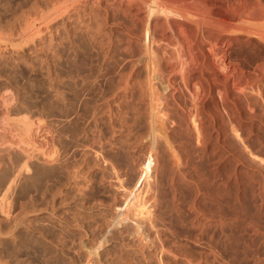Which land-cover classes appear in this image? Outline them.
I'll use <instances>...</instances> for the list:
<instances>
[{
    "label": "rangeland",
    "instance_id": "374dc122",
    "mask_svg": "<svg viewBox=\"0 0 264 264\" xmlns=\"http://www.w3.org/2000/svg\"><path fill=\"white\" fill-rule=\"evenodd\" d=\"M55 1L58 0H0V39L4 41L0 40V234L4 232L0 237V258L3 257L0 264H126L127 261V264H264V71L261 66L257 74L252 73L255 78L248 77L256 82L250 84L248 79L251 89L246 84V90L238 94L226 87V94L231 89L228 94L240 103L236 104L228 94L222 96L224 86L213 87L207 95L209 98L201 104V113L195 112L191 103L192 83H184L178 75L172 78L175 83H171L167 80L168 71L158 75L159 87L165 82L157 87L162 92H149L153 90L150 85L142 87L141 92L139 86L128 88L130 84L119 83L118 76L130 71L129 66L127 71L114 68L120 52L111 47L118 42L119 34L120 38L125 35L116 21L108 26L104 24L105 31L97 37H102L104 42L98 40L101 43L84 44L86 41L74 34L75 29L67 21L53 35L44 15L47 11L43 12L44 8H50L48 2ZM70 1L72 6H83L78 0L76 4ZM71 9L75 11V7ZM29 22L37 28L33 29ZM28 25L32 26L30 30ZM23 27L31 33L26 34L28 30ZM111 28L114 33L110 32ZM32 29L40 31L35 41L32 39L34 42L29 37L36 31ZM70 30L72 34L67 33ZM26 36L31 44L30 40L24 41ZM105 39L110 44H103ZM48 40L53 43L50 46H56H52L53 50L48 49ZM246 41L233 43L231 48L252 69L257 61H264H261L264 40L252 37V44ZM41 46L47 47L46 50ZM33 57L42 60L40 65ZM105 65L111 66L110 70ZM44 66L49 67L50 74ZM57 69L60 71L56 72ZM143 69L136 74L147 76L148 80L150 73ZM165 79L179 90L175 92L177 87H170ZM100 80L103 86L97 88L96 82ZM251 90H255L251 93L254 96L244 94ZM55 93L58 94L54 96ZM152 94L158 99L153 100ZM235 106L241 108L242 115ZM249 107L255 111L253 120V109ZM229 113L237 115L229 117ZM197 124L202 126L200 132L196 131ZM108 182L110 185L114 182L115 186L110 187ZM130 197L135 198L132 201ZM139 209L145 210L149 222ZM48 225L50 229L46 230ZM15 226L19 227L14 232ZM36 227L41 231L45 228V233L42 232L47 238ZM48 230L52 232L49 234ZM61 234V238L65 235L68 240L65 237L61 240L58 237ZM52 237L66 242V247Z\"/></svg>",
    "mask_w": 264,
    "mask_h": 264
},
{
    "label": "bare ground",
    "instance_id": "6f19581e",
    "mask_svg": "<svg viewBox=\"0 0 264 264\" xmlns=\"http://www.w3.org/2000/svg\"><path fill=\"white\" fill-rule=\"evenodd\" d=\"M44 1V0H43ZM70 1V0H69ZM68 0H58V1H55V2H48V3H51L50 4V8L47 7V5H45L48 10H45V6H41L44 8V12L43 13H46L45 11H47L45 18L46 20H49V28L50 30L52 31V33H54L53 35L56 34V31L59 29L60 30V24L64 23L65 21L67 22H70L68 23L70 26L73 27V30L75 29V33L74 31H72L78 38H82L83 40H85L86 42H84V44L87 43H94V42H98V43H101L99 42V38L97 39V37L99 35H101V32L102 30H104L105 26L104 24L107 23V26H108V23L112 22V21H116L117 22V25H121V28L122 30H119V31H123L125 33V35L121 37V35L119 34L120 37H118V42L116 40L117 43L111 44V49L114 47V49L116 48V50H119L118 52L119 53V56L117 57V61L116 62V65L114 68H116L117 70H121L126 68L125 71H127V67L129 66V71L128 74H126V72L124 74V76H118L121 78V80H119L120 82L119 83H122V85L124 84L127 85V84H130L128 86V88L130 86H132L133 88L136 87V86H139V88L141 87V92L143 91L144 88L142 87H146L148 85L151 86V93H153L154 91L156 92V90L160 91L158 88H160L161 86H163L162 84H164L165 82H163L160 87H159V76L160 74H163L165 73V71H168V77H167V80L171 83H175V82H172L174 80H172V78H174L175 75H178V77L184 82V83H192V86L193 87V91L191 92L190 89H192L190 86V91L192 94H191V97H192V100H191V103L192 106L194 109H195V112H200L201 110V104L203 103L204 104V101H206L205 99H207L206 97H208V93L211 91V89L213 87H219V86H224L225 88V93L224 92H220V93H223L225 95L222 94V96H227V94L229 93V91H231V89L228 91L227 90V94H226V87H230V88H233L234 90L238 91V92H234L235 93H238L240 91H244V89L246 88V86L249 84L250 81H248V77H250V75H253L254 77V74H252L253 72L255 73L256 71H258V69H260V66H261V69H263L264 71V68H262V63H264V59H261L262 63L261 62H256V65H253V68L252 69H249V67H247L242 60H240L238 58V56L236 55L237 53H233V49L231 48V45L233 43H239V42H243V41H246V40H249L250 42V39L252 37H257V39H262L264 40V2L261 3L262 0H76L77 2H81V4L83 5L82 7L79 6H76L74 4L75 3V0H72V3H74L72 5L71 4V1L69 3ZM74 1V2H73ZM264 1V0H263ZM43 4V2H41ZM45 3V2H44ZM28 4V3H27ZM47 4V2H46ZM263 4V5H262ZM34 5V4H33ZM40 4H38L39 6ZM78 5V3H77ZM35 7V6H34ZM72 7H75V11H73L71 8ZM21 8V7H20ZM24 8V6H23ZM33 8V7H32ZM31 8V10H32ZM46 8V9H47ZM29 9V8H28ZM39 9V8H38ZM35 10V8H34ZM40 10V9H39ZM71 10L73 12H71ZM38 11V10H37ZM22 12V11H21ZM28 12V11H27ZM71 12V13H69ZM26 13V12H25ZM41 13V15L43 14ZM20 14V13H19ZM18 14V15H19ZM41 15H38V18L39 16L41 17ZM44 15H42V21H43V17ZM12 17V16H11ZM17 17V16H16ZM22 18V17H21ZM44 18V19H45ZM20 19V18H19ZM27 19V18H26ZM41 19V18H39ZM3 20V19H2ZM25 20V19H24ZM37 21V18L35 19ZM60 20V21H59ZM15 21V20H14ZM20 21V20H19ZM41 22V21H40ZM39 22V23H40ZM46 22V21H44ZM43 22V23H44ZM48 22V21H47ZM114 22V24L116 23ZM1 23V22H0ZM8 23V22H7ZM30 23V24H29ZM29 23H24V24H29V25H32L31 22ZM113 23V22H112ZM111 23V25H112ZM22 24V23H21ZM27 28H29V30L32 28V26H29ZM36 25V24H35ZM38 25V24H37ZM41 25V24H40ZM63 25V24H62ZM66 25V24H65ZM106 25V24H105ZM110 25V24H109ZM116 25V26H117ZM118 25V26H119ZM21 26V25H19ZM25 26V25H24ZM48 27V25H46ZM26 27H23V29L25 28V31H27L28 29ZM115 27V26H114ZM10 28V27H9ZM34 28H37L36 26L34 27L33 26V29ZM48 28V29H49ZM64 28V26H63ZM62 28V29H63ZM66 28V27H65ZM69 28V26H68ZM107 28V27H106ZM4 29V28H2ZM20 29V28H19ZM32 29V30H33ZM45 29V28H44ZM27 31L25 32L26 34L28 32L31 33V31ZM36 30V29H35ZM33 30V31H35ZM58 30V31H59ZM68 30V29H67ZM72 30V29H71ZM71 30L70 32H67V33H71ZM16 31V30H15ZM21 31H23L21 29ZM20 31V32H21ZM32 31V32H33ZM57 31V32H58ZM62 31V30H61ZM65 31V30H64ZM107 31V30H106ZM114 29L111 28V31L110 32H113L114 33ZM20 32H18V35L20 34ZM23 32V35L25 34ZM40 32V31H39ZM37 30L35 31V33L33 34H29L30 36V39L34 40L36 38V35L37 33ZM118 32V31H116ZM2 33V32H1ZM10 33H13V32H10ZM42 33V32H41ZM50 33V34H52ZM59 33V32H58ZM57 33V34H58ZM62 33V32H61ZM105 33V32H103ZM47 34V33H46ZM56 34V35H57ZM107 34V33H105ZM103 34V35H105ZM117 34V33H116ZM12 35V34H11ZM40 34H38L37 36H39ZM63 35V34H61ZM60 35V36H61ZM66 35V34H65ZM68 35V34H67ZM74 35V36H75ZM108 36L110 34H107ZM6 36V35H5ZM16 36V35H15ZM20 36V35H19ZM28 36V35H27ZM23 37L25 38L24 41H27L29 37ZM47 36V35H46ZM49 36V35H48ZM52 35H50V39ZM64 36V35H63ZM63 36H61L63 38ZM68 36H71V35H68ZM73 36V35H72ZM112 36V35H111ZM118 36V34H117ZM10 37V36H9ZM2 38V37H1ZM20 38V37H19ZM40 38V37H38ZM72 38V37H70ZM102 38V37H101ZM100 38V39H101ZM110 38V37H108ZM114 38V37H113ZM29 39V40H30ZM49 39V37H48ZM55 39H56V36H55ZM54 39V40H55ZM64 39V38H63ZM67 39V38H65ZM69 39V37H68ZM73 39V38H72ZM111 39V38H110ZM2 41V39H0ZM3 40H5L3 38ZM9 40V39H7ZM16 40V39H15ZM21 40H23L21 38ZM28 40V41H29ZM31 40H30V44H31ZM32 40V41H33ZM39 40V39H38ZM43 40H46V39H43ZM80 40V39H79ZM99 40V41H98ZM103 41V39H101ZM109 40V39H107ZM6 41V40H5ZM11 41V39H10ZM35 41V40H34ZM33 41V42H34ZM50 40H48V45H49V42ZM53 41V39H52ZM60 41V40H59ZM74 41V40H73ZM113 41V40H112ZM4 43V41H2ZM16 42V41H15ZM19 42V41H18ZM32 42V43H33ZM40 42V41H39ZM38 42V43H39ZM44 42V41H43ZM63 42V41H62ZM104 42V41H103ZM106 39H105V44L106 45ZM247 42V41H246ZM256 42V41H255ZM260 42V40L258 41ZM262 42V41H261ZM7 43V41H6ZM13 43V41L11 42ZM29 43V42H28ZM58 43V41H57ZM61 43V42H59ZM67 43V42H66ZM81 43V42H80ZM96 43V44H98ZM251 43V42H250ZM14 44V43H13ZM17 44V43H15ZM26 44V43H24ZM36 44V43H35ZM46 44V43H45ZM50 44H53V43H50ZM56 44V43H55ZM82 44V43H81ZM80 44V45H81ZM83 44V45H84ZM110 44V42L108 43L107 42V45ZM245 44V42H244ZM252 44V43H251ZM255 44V43H254ZM260 44V43H259ZM7 45V44H6ZM5 45V46H6ZM19 44H17L18 46ZM47 45V46H48ZM57 45V44H56ZM66 45V44H65ZM101 45V44H100ZM240 45H242V43H240ZM246 45V44H245ZM12 46V45H11ZM16 46V45H15ZM14 46V47H15ZM16 46V47H17ZM29 46V45H28ZM40 46V44L38 45ZM54 46V45H49L48 46V49L50 47ZM96 48V45H94ZM98 46V45H97ZM248 46V44H247ZM251 46V45H250ZM35 47V45H34ZM56 47V46H54ZM59 47V46H57ZM62 47V46H61ZM73 47V46H72ZM78 47V46H77ZM88 47H89V44H88ZM93 47V46H92ZM99 48H101L100 46H98ZM243 47V46H241ZM239 47V48H241ZM246 47V46H245ZM42 49L43 46H41ZM47 48V47H46ZM46 48L44 49V51L46 50ZM85 51V47H82ZM87 48V46H86ZM91 48V45L90 47ZM88 48V49H89ZM103 49H106L104 48V46L102 47ZM237 48V47H236ZM249 48V47H248ZM247 48V49H248ZM253 48V47H252ZM18 49V48H17ZM32 49V48H31ZM30 49V50H31ZM36 49V48H35ZM39 49V48H38ZM75 49V48H74ZM81 49V48H80ZM109 49V48H108ZM113 49V50H114ZM232 49V51H231ZM256 49V48H255ZM34 50V49H32ZM53 50V47L52 49ZM59 49H57L58 51ZM64 50V49H63ZM76 50V49H75ZM78 50V49H77ZM76 50V51H77ZM82 50V49H81ZM93 50V48H92ZM102 50V49H100ZM100 50L98 51L97 49V52H100ZM235 50V48H234ZM242 50V49H241ZM261 50V49H260ZM24 51V50H23ZM26 51V50H25ZM42 51V50H41ZM50 52V50H48ZM47 51V52H48ZM55 51V49H54ZM56 51V53H57ZM88 51V50H87ZM91 51V50H90ZM103 51V50H102ZM107 51V50H106ZM237 51H239V49H237ZM31 52V51H30ZM38 52V51H37ZM36 52V54H37ZM53 52V51H52ZM82 52V51H81ZM86 52V51H85ZM89 52V51H88ZM86 52V53H88ZM109 52V51H108ZM106 52V53H108ZM117 52V53H118ZM259 52V51H258ZM32 53V52H31ZM35 53V52H34ZM32 53V54H34ZM63 53V52H61ZM67 53V52H66ZM69 53V51H68ZM91 53V52H90ZM93 53V52H92ZM112 53V51H111ZM114 53V51H113ZM260 53V52H259ZM258 53V54H259ZM17 54V53H16ZM27 54H30L29 52ZM39 54V53H38ZM48 54H52V53H48ZM59 54V53H58ZM73 54V52H72ZM85 54V53H84ZM101 54H104L101 53ZM240 54V53H239ZM13 55V54H12ZM19 55V54H17ZM35 55V54H34ZM57 55V54H56ZM55 55V56H56ZM60 55V54H59ZM99 55V53H98ZM106 55V54H104ZM114 55V54H113ZM113 55L111 57H113ZM246 55V54H245ZM38 56V55H37ZM47 56V54H46ZM67 56V55H66ZM90 56V55H89ZM94 56L95 53H94ZM102 56V55H100ZM261 56V55H260ZM2 57V56H1ZM14 57V56H13ZM25 57V56H24ZM27 57V55H26ZM36 57V56H34ZM33 57V58H34ZM43 57H45L43 55ZM49 57V56H48ZM58 57V56H57ZM61 57V56H60ZM69 57V56H68ZM76 57V55L74 56ZM91 57V56H90ZM107 58L109 57L108 55L106 56ZM110 57V59H111ZM16 58V57H15ZM19 58V57H18ZM29 58V57H28ZM27 58V59H28ZM37 59L40 58L39 56L36 57ZM34 58V59H36ZM50 58V57H49ZM48 58L49 61H51L50 59ZM53 58V56H52ZM55 58V57H54ZM53 58V59H54ZM83 58V57H82ZM92 58V57H91ZM90 58V59H91ZM93 58H96V57H93ZM102 58V57H100ZM97 57V59H100ZM105 60L106 58L103 57ZM257 58V57H256ZM264 58V56H263ZM13 59V58H12ZM11 59V60H12ZM31 59H32V56H31ZM36 59V60H37ZM43 59V58H42ZM52 59V60H53ZM59 59V58H58ZM74 59V58H73ZM76 59V58H75ZM86 59V58H85ZM109 59V58H108ZM259 59V58H258ZM17 60V59H16ZM15 60V61H16ZM23 60V59H22ZM88 60V59H86ZM93 60V59H92ZM102 60V59H101ZM114 60V59H112ZM116 60V59H115ZM257 60V59H255ZM14 61V60H13ZM11 61V62H13ZM39 61H42V60H39ZM38 60V64L40 63ZM44 62L46 61L45 58L43 60ZM48 61V62H49ZM55 61H56V58H55ZM100 61V60H98ZM104 60H102L103 62ZM246 61V60H245ZM22 62V61H21ZM32 62V61H31ZM30 62V64H32ZM52 62V61H51ZM65 62V61H64ZM75 62V61H74ZM114 62V63H115ZM250 62V61H248ZM14 64L16 62H13ZM19 63H20V59H19ZM19 63H16V64H19ZM24 63V62H23ZM33 63H35L33 61ZM42 63V62H41ZM47 63V62H46ZM79 63V62H78ZM101 62H99L98 64L100 65ZM104 63V62H103ZM102 63V64H103ZM113 63V64H114ZM44 65V63H42ZM41 64V65H42ZM50 64V63H48ZM54 64V63H53ZM65 64V63H64ZM96 64V63H95ZM94 64V65H95ZM255 64V62H254ZM11 65V64H10ZM21 66V64H19ZM33 67L35 66V64H32ZM40 65V64H39ZM55 65V64H54ZM57 65V64H56ZM59 65V63H58ZM70 65V64H69ZM78 65V64H77ZM111 65V64H110ZM264 65V64H263ZM9 66V65H8ZM15 66V65H14ZM38 66V65H37ZM51 66V64H50ZM97 66V65H95ZM94 66V67H95ZM106 66V65H105ZM252 66V65H251ZM255 66V67H254ZM258 66V67H257ZM13 67V66H12ZM41 67V66H39ZM45 67V66H44ZM58 67V66H57ZM66 67V66H65ZM99 67V66H98ZM97 67V69H98ZM107 67V66H106ZM105 67V68H106ZM3 68V67H2ZM46 68V67H45ZM47 68L49 69V67L47 66ZM46 68V71L48 72L49 70ZM56 68V67H55ZM54 68V69H55ZM96 68V67H95ZM101 68V67H100ZM103 68V67H102ZM111 68V66H110ZM109 66L106 68V70H110ZM113 68V69H114ZM141 68L143 69H146L149 71L150 74V77L148 78L147 80V76L145 78H143L142 76L140 77V74H138L139 76H137L136 73H139ZM32 69V68H31ZM36 69V68H35ZM44 69V68H43ZM52 69V68H51ZM79 69V68H78ZM115 69V70H116ZM143 69V70H144ZM168 69V70H167ZM1 70V69H0ZM6 70V69H5ZM18 70V69H17ZM114 70V72H115ZM52 71V70H50ZM56 72L58 71L55 70ZM60 71V70H59ZM58 71V72H59ZM105 71V70H104ZM260 71V70H259ZM54 72V74H58ZM69 72V71H68ZM101 72V71H100ZM108 72V71H107ZM117 72V71H116ZM115 72V73H116ZM30 73V72H29ZM50 74V72H48ZM47 73V74H48ZM148 73V72H147ZM146 73V75H147ZM261 73V72H260ZM264 74V72H262ZM261 73V76H263V74ZM52 74V75H54ZM65 74V73H64ZM74 74V73H73ZM87 75V73H85ZM103 74V73H102ZM107 74V73H106ZM110 74V72H109ZM118 74V73H117ZM116 74V75H117ZM143 74V73H142ZM145 74V73H144ZM143 74V76H145ZM257 74V73H255ZM81 75V74H80ZM111 75H114L111 74ZM186 75H189L186 77ZM190 75L192 76V80L188 77H190ZM47 76V75H46ZM56 76V75H55ZM59 76V75H58ZM167 76V75H166ZM258 76V75H257ZM260 76V74H259ZM45 77V76H44ZM49 77V76H48ZM67 77V76H66ZM110 77V75H109ZM161 77V76H160ZM253 77L252 79H249L251 80L250 84L254 83L252 82L253 81ZM256 77V75H255ZM254 77V78H255ZM56 78V77H55ZM65 78V77H64ZM63 78V80H64ZM84 78V77H83ZM90 78V77H89ZM100 78V77H99ZM99 78H94L95 80L99 79ZM259 78H262V77H259ZM258 78V79H259ZM29 79V78H28ZM51 79V78H50ZM70 79H72L70 77ZM85 79V78H84ZM83 79V81H85ZM119 79V78H118ZM53 80V79H52ZM60 80V79H59ZM62 80V81H63ZM107 80V79H106ZM109 80V79H108ZM164 80V79H163ZM176 80V79H175ZM178 80V79H177ZM54 81V80H53ZM58 81V80H57ZM92 81V80H91ZM90 81V82H91ZM118 81V80H117ZM162 81V79H161ZM166 81V79H165ZM51 82V81H50ZM88 82V81H87ZM89 82V83H90ZM95 81L93 80V83ZM167 82V81H166ZM179 82V80L177 81ZM33 83V82H32ZM31 83V84H32ZM53 83V82H52ZM58 83V82H57ZM65 83V82H64ZM86 83V82H85ZM117 83V82H116ZM118 83V84H119ZM168 83V82H167ZM181 83V82H180ZM256 83V82H255ZM254 83V84H255ZM60 85H62L61 81L59 83ZM102 80L100 81H97L96 82V87L97 88H100L102 85ZM247 84V85H246ZM250 84L248 87H250ZM253 84V85H254ZM67 85V84H66ZM70 85V84H69ZM87 85V84H86ZM92 86V84H90ZM107 85V84H106ZM109 85V83H108ZM169 85V83H168ZM175 84H172L171 86H174ZM179 85V84H177ZM187 85V84H186ZM252 86V88H254V86ZM258 85V84H257ZM261 85V84H260ZM263 85V84H262ZM40 86V85H39ZM122 86V87H124ZM165 86H167L165 84ZM170 86V85H169ZM170 86V87H171ZM176 86V85H175ZM174 86V87H175ZM181 86V85H180ZM179 86V87H180ZM264 86V85H263ZM82 87V86H81ZM94 87H95V84H94ZM121 87V88H122ZM173 87V88H174ZM177 88H174V91L178 89V86H176ZM183 89V86H181ZM220 87V88H221ZM89 88V87H88ZM117 88V87H116ZM127 88V87H126ZM131 88V87H130ZM147 88V87H146ZM187 88V87H186ZM259 88V87H258ZM35 89V88H34ZM42 89V88H41ZM56 89V87H55ZM94 89V88H93ZM124 89V88H123ZM138 89V88H136ZM135 89V90H136ZM149 89V88H148ZM162 89V88H161ZM180 89V90H181ZM215 89V88H214ZM223 89V88H222ZM249 89V88H248ZM251 89V87H250ZM256 89V88H255ZM260 89V88H259ZM61 90H63L61 88ZM101 90V89H100ZM134 90V89H133ZM140 90V89H139ZM173 90V89H172ZM179 90V89H178ZM187 90V89H185ZM217 90V89H216ZM219 90V89H218ZM246 90V89H245ZM253 90V89H252ZM249 92V91H246L244 92V94H251L252 91ZM262 90V89H260ZM263 90H264V87H263ZM58 91V90H57ZM65 91V90H64ZM93 91V90H92ZM103 91V90H102ZM127 91V90H126ZM153 91V92H152ZM213 91V90H212ZM56 92V91H54ZM83 92V91H82ZM101 92V91H100ZM141 92H140V99H141ZM148 92V91H146ZM146 92H145V95H146ZM162 92V91H160ZM176 92V91H175ZM188 92V94H189ZM214 92V91H213ZM249 92V93H248ZM260 92V91H259ZM263 92V91H262ZM51 93V92H50ZM59 93V92H58ZM57 93V94H58ZM66 93V92H65ZM86 93V91H85ZM91 93V92H90ZM131 93H132V89H131ZM130 93V94H131ZM138 93V92H137ZM150 93V94H151ZM216 93V92H215ZM231 93V92H230ZM243 93V92H242ZM256 93V92H255ZM258 93V92H257ZM45 94V93H44ZM55 93L54 96L57 95ZM62 94V93H61ZM60 94V95H61ZM68 94V93H66ZM74 94V93H73ZM80 94V93H78ZM119 94V93H118ZM143 94V93H142ZM148 94V93H147ZM162 94V93H161ZM172 94V93H171ZM210 94V93H209ZM218 94V93H217ZM241 94V93H240ZM262 94V93H261ZM35 95V94H34ZM43 95V94H42ZM64 95V93H63ZM62 95V96H63ZM116 95V94H115ZM128 95V93H127ZM139 95V94H138ZM175 96V94H173ZM190 95V94H189ZM229 95V94H228ZM231 95V94H230ZM229 95V96H230ZM253 95V94H251ZM41 96V95H40ZM68 96V95H67ZM79 96V95H78ZM134 97V95H131ZM150 96V95H149ZM148 96V98H149ZM152 96H155L152 94ZM152 96H151V99H152ZM157 96V95H156ZM155 98H153V100H157L158 96ZM188 96V95H187ZM186 96V97H187ZM214 97L217 95H213ZM221 96V97H222ZM228 96V97H229ZM233 96V95H232ZM239 96V95H238ZM246 96H249V95H246ZM254 96V95H253ZM253 96H249L250 99H252L251 97ZM50 97V96H49ZM65 97V96H63ZM70 97V96H69ZM77 97V96H76ZM83 97V96H82ZM93 97V96H92ZM91 97V98H92ZM98 97V96H97ZM133 97L129 98V99H132ZM176 97V96H175ZM219 97V96H218ZM237 97V96H236ZM242 97V96H241ZM244 97V96H243ZM45 98V97H44ZM59 98V96H58ZM72 98V97H71ZM74 98V96H73ZM138 98V96H137ZM144 98V97H143ZM146 98V96H145ZM144 98V99H145ZM157 98V99H156ZM189 99H191L190 97H188ZM209 98V97H208ZM212 98V96H211ZM232 100L235 98L231 97ZM240 99V97H237ZM245 98V97H244ZM248 98V99H249ZM254 98V97H253ZM52 99V98H51ZM55 99V98H54ZM61 99V97H60ZM67 99V98H66ZM65 99V100H66ZM69 99V98H68ZM67 99V100H68ZM79 98H77L78 100ZM88 99V98H86ZM115 99V98H114ZM120 99V98H119ZM118 99V101H119ZM122 99V97H121ZM124 99V98H123ZM122 99V100H123ZM220 99V98H219ZM224 99V97H223ZM223 99H220V100H223ZM236 99V98H235ZM235 99H234V102H235ZM249 99V100H250ZM46 100V99H45ZM48 100V99H47ZM66 100V101H67ZM76 100V98H75ZM83 100V99H82ZM126 100V98H125ZM135 100V99H134ZM143 100V99H142ZM151 100V101H153ZM181 100V99H180ZM179 100V101H180ZM227 100V99H226ZM229 100V99H228ZM245 100V99H243ZM247 100V98H246ZM245 100V101H246ZM50 101V100H49ZM69 101V100H68ZM84 101V100H83ZM128 101V100H127ZM137 101V100H135ZM150 101V100H149ZM150 101V102H151ZM185 101V100H184ZM231 101V99H230ZM240 101V100H239ZM237 101V102H239ZM254 101L255 102V99L254 100H251V102ZM62 102V101H60ZM86 102V100H85ZM90 102V101H89ZM117 102V101H116ZM121 102V100H120ZM119 102V103H120ZM154 102V101H153ZM190 102V101H189ZM222 102V101H221ZM237 102H235L237 104ZM242 102V101H241ZM244 102V101H243ZM243 102L241 104H243ZM249 103H251L250 101H247ZM52 103V102H51ZM125 103V102H123ZM134 103V101H133ZM181 103H183L181 101ZM206 103V102H205ZM214 103V102H213ZM220 103V102H219ZM226 103V102H225ZM228 103V102H227ZM230 103V102H229ZM240 103V102H239ZM246 103V102H244ZM71 104V103H70ZM73 104V103H72ZM122 104V103H121ZM120 104V105H121ZM127 104V102H126ZM187 104V103H186ZM224 104L221 103V105ZM234 104V103H233ZM234 104V105H236ZM253 104V103H252ZM53 105V104H52ZM55 105V104H54ZM68 105V104H67ZM135 105V104H134ZM139 105V104H138ZM188 105V104H187ZM228 105V104H226ZM246 105V104H245ZM66 106V105H65ZM70 106V105H69ZM133 106V105H132ZM141 106V105H140ZM205 106V105H204ZM203 106V107H204ZM224 106V105H223ZM237 106V105H236ZM235 106V107H236ZM239 106V105H238ZM249 106V104H248ZM251 106V104H250ZM256 106V105H255ZM53 107V106H52ZM183 107V106H182ZM185 107V106H184ZM209 107V106H208ZM218 108V106H215ZM225 107V106H224ZM223 107V108H224ZM231 107V106H229ZM240 107V106H239ZM244 107V105H243ZM254 107V105H253ZM62 108V107H60ZM140 109V107H138ZM192 108V109H193ZM238 110V112L240 111L241 108H238L236 107ZM235 108V109H236ZM248 108V107H247ZM249 108H252V107H249ZM56 109H58L56 107ZM186 109V108H185ZM204 109V108H202ZM207 109V108H206ZM205 109V110H206ZM210 108L207 109V111L209 112ZM234 109V108H233ZM232 109V110H233ZM236 109V110H237ZM246 109V107H245ZM253 109V108H252ZM215 110V109H214ZM226 110V108L224 109ZM230 110V109H228ZM68 111V110H67ZM187 111V110H186ZM189 111V110H188ZM202 111V110H201ZM213 111V110H212ZM231 111V110H230ZM242 111V110H241ZM240 111V112H241ZM245 111V110H243ZM250 111V109L248 110ZM254 109L252 110L251 112V116H252V119L253 120V115L252 113H255ZM64 112V111H63ZM207 112V113H208ZM215 112V111H213ZM212 112V113H213ZM217 112V111H216ZM235 112V111H234ZM239 112V114H240ZM25 113V112H24ZM201 113V112H200ZM198 113V114H200ZM211 113V112H210ZM209 113V114H210ZM211 113V114H212ZM218 113V112H217ZM237 113V112H236ZM247 113V111H246ZM250 113V112H249ZM137 114V113H136ZM209 114L207 115V117H209ZM210 114V115H211ZM238 114V113H237ZM237 114H232V115H237ZM154 115V114H153ZM203 115V114H201ZM200 115V116H201ZM230 113H229V117H230ZM231 115V117H232ZM242 115V114H240ZM133 116V115H132ZM217 116V115H216ZM250 116V114L248 115ZM250 116V118H251ZM136 117V116H135ZM206 117V115H205ZM212 117V116H211ZM210 117V118H211ZM220 117V116H219ZM240 117V116H238ZM134 118V117H133ZM200 118V117H199ZM33 119V118H32ZM203 119V118H202ZM205 119V118H204ZM209 119V118H208ZM206 120V119H205ZM24 121V120H22ZM194 121V120H193ZM202 121V120H201ZM196 122V121H195ZM27 123L24 121V124ZM194 123V122H193ZM197 123V122H196ZM204 123V122H203ZM201 124V123H200ZM26 125V124H25ZM195 125V123H194ZM85 126V125H84ZM196 127V126H195ZM202 126H198L197 124V129L196 131L200 132V129H201ZM86 128V127H85ZM209 128V127H208ZM207 128V129H208ZM210 128H213L211 127L210 125ZM215 128V127H214ZM218 128V127H217ZM29 129V128H28ZM194 129V128H193ZM203 129V128H202ZM87 130V129H86ZM205 130V129H204ZM218 130V129H217ZM209 131V130H208ZM212 132V131H211ZM214 132V130H213ZM212 132V133H213ZM65 133V132H64ZM207 133V131H206ZM216 133V132H215ZM63 135V134H61ZM100 146V145H99ZM102 146V145H101ZM98 147V146H97ZM103 147V146H102ZM101 147V148H102ZM103 149V148H102ZM92 150V149H91ZM102 151V150H101ZM95 153V152H93ZM92 154V153H91ZM67 163V162H66ZM64 164V163H63ZM62 164V165H63ZM69 164V163H68ZM69 167V166H68ZM62 168V167H61ZM64 168V167H63ZM66 168V167H65ZM63 171V169H62ZM72 170H70L71 172ZM38 172V171H37ZM65 172V171H64ZM67 174V173H66ZM72 175V174H71ZM67 176V175H66ZM75 176V175H74ZM13 177H11V180ZM67 179V178H66ZM68 182V181H67ZM109 183V182H108ZM107 183V184H108ZM114 182H111V185H114L113 184ZM102 184V183H101ZM110 185V183H109ZM110 185V187H111ZM115 186V185H114ZM109 187V186H108ZM216 193L218 192L215 191ZM213 194V193H212ZM220 195V193H219ZM133 198L135 197H130V199L132 200ZM218 199V198H217ZM133 201V200H132ZM79 206V205H78ZM76 207V206H75ZM79 209V208H78ZM140 210V214L145 216L146 215V212L145 210L143 209H139ZM138 210V211H139ZM147 216V215H146ZM145 216V219L146 221L149 222L148 220V217L146 218ZM29 219V218H28ZM14 220V219H13ZM25 220V219H24ZM24 220L23 223H24ZM32 220V219H30ZM35 220V219H34ZM21 221V222H22ZM29 221V220H28ZM33 221V220H32ZM38 221V220H37ZM31 222V221H30ZM34 222V221H33ZM36 222V221H35ZM214 222V221H213ZM29 223V222H28ZM38 222H36L37 224ZM41 223V222H40ZM39 223V224H40ZM216 223V222H215ZM42 225V224H41ZM44 225V224H43ZM42 225V226H43ZM51 225V224H50ZM8 227V226H7ZM19 227V226H18ZM18 227H14V232H15V229H17ZM32 227V226H31ZM41 227V226H39ZM39 227H36V229H39L38 232L39 233H42L43 234V230H44V233L45 231L49 228V225L47 226H44L46 228L42 229L41 231V228ZM11 231H12V227L10 228ZM8 229V230H10ZM50 229V228H49ZM21 230V229H20ZM23 230V229H22ZM25 230V229H24ZM53 230V229H51ZM50 230V231H51ZM10 231V232H11ZM32 231H35L36 230H32ZM50 231L48 230L47 232L50 234ZM1 232V231H0ZM7 232V231H5ZM13 232V231H12ZM11 232V233H12ZM13 232V233H14ZM27 232H28V229H27ZM30 232V231H29ZM52 232V231H51ZM55 232V231H54ZM65 232V231H62V233ZM68 232V231H66ZM65 232V233H66ZM2 233H4L2 231ZM2 233L0 234V237L2 235ZM18 233V232H17ZM23 233V232H22ZM47 233V234H48ZM19 234V233H18ZM28 234V233H27ZM26 234V236H27ZM32 234V233H31ZM34 234V233H33ZM32 234V235H33ZM38 234V233H37ZM42 234H39V235H42ZM48 234V235H49ZM67 234V233H66ZM69 234V233H68ZM17 235V234H16ZM31 235V237H32ZM45 235L46 237V234H43ZM47 235V236H48ZM6 236V235H5ZM9 236V235H8ZM15 236V234H14ZM12 236V238L14 237ZM23 237L25 236V234L23 233L22 235ZM21 236V237H22ZM28 236H30V234H28ZM50 236V235H49ZM52 236V235H51ZM50 236V237H51ZM59 235L58 237L62 240H65L67 239L65 237V235H63L65 237L61 238ZM19 237V236H18ZM20 237V238H21ZM40 237V236H39ZM44 237V236H43ZM41 237V239L43 238ZM44 237V238H45ZM53 237H54V234H53ZM52 239H56V238H53ZM38 238V237H37ZM36 237L34 239H37ZM47 238V237H46ZM4 239V238H2ZM16 239V238H15ZM14 239V240H15ZM10 240V238H9ZM49 240V239H48ZM58 240V243L61 241L59 239H56ZM56 240H53V241H56ZM68 240V239H67ZM66 240V241H67ZM5 242V240H4ZM9 242V241H8ZM42 242V241H41ZM47 242V241H46ZM52 242V241H51ZM63 242V241H62ZM14 243V242H13ZM12 243V244H13ZM61 243V242H60ZM66 244V242H64ZM64 243H61V244H64ZM17 244V243H16ZM45 244V243H44ZM64 244V246L66 247V245ZM14 245V244H13ZM60 244H58L59 246ZM46 246V244H45ZM48 246V245H47ZM50 246V245H49ZM57 246V245H56ZM63 246V245H61ZM63 246V247H64ZM62 247V248H63ZM64 249V248H63ZM66 249V248H65ZM11 251V250H10ZM10 253V252H9ZM1 255V254H0ZM11 255H14V253ZM3 257H1L0 259H2ZM118 259V258H117ZM121 259V258H120ZM4 260V259H3ZM115 262H118V260L116 261V258H114ZM121 261V260H120ZM119 261V262H120ZM122 262V261H121ZM125 262V261H124ZM128 262V261H127ZM126 262V264H127ZM132 261H130L131 263ZM6 263V262H5ZM4 263V264H5ZM2 264V263H1ZM123 264V263H122ZM129 264V263H128ZM133 264V263H132Z\"/></svg>",
    "mask_w": 264,
    "mask_h": 264
}]
</instances>
